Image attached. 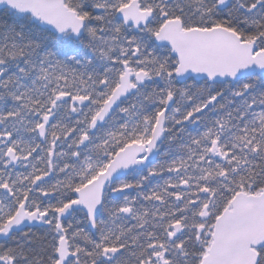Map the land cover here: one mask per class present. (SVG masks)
Segmentation results:
<instances>
[{
  "label": "snow or ice",
  "instance_id": "1",
  "mask_svg": "<svg viewBox=\"0 0 264 264\" xmlns=\"http://www.w3.org/2000/svg\"><path fill=\"white\" fill-rule=\"evenodd\" d=\"M0 264H264V0H0Z\"/></svg>",
  "mask_w": 264,
  "mask_h": 264
}]
</instances>
